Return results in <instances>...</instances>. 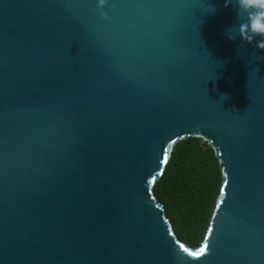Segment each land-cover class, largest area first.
<instances>
[{"label": "water", "instance_id": "95a60500", "mask_svg": "<svg viewBox=\"0 0 264 264\" xmlns=\"http://www.w3.org/2000/svg\"><path fill=\"white\" fill-rule=\"evenodd\" d=\"M238 22L225 0H0V264H264V50ZM188 136L223 174L198 248L154 195Z\"/></svg>", "mask_w": 264, "mask_h": 264}, {"label": "trees", "instance_id": "16d2710c", "mask_svg": "<svg viewBox=\"0 0 264 264\" xmlns=\"http://www.w3.org/2000/svg\"><path fill=\"white\" fill-rule=\"evenodd\" d=\"M223 184L219 161L200 137L178 140L154 195L163 205L177 237L190 247L204 241Z\"/></svg>", "mask_w": 264, "mask_h": 264}, {"label": "clouds", "instance_id": "9594fccd", "mask_svg": "<svg viewBox=\"0 0 264 264\" xmlns=\"http://www.w3.org/2000/svg\"><path fill=\"white\" fill-rule=\"evenodd\" d=\"M229 3L235 4L239 22L226 30L227 38L236 40L239 37L241 47L255 41V48L264 50V0H225V7ZM100 4H103V0H100ZM208 10L214 12L215 8L208 6ZM241 16L243 19H240Z\"/></svg>", "mask_w": 264, "mask_h": 264}, {"label": "snow or ice", "instance_id": "6c2138e0", "mask_svg": "<svg viewBox=\"0 0 264 264\" xmlns=\"http://www.w3.org/2000/svg\"><path fill=\"white\" fill-rule=\"evenodd\" d=\"M203 248H201L199 251H197V252H192L191 253V255H193V256H198L199 254H200V252H203Z\"/></svg>", "mask_w": 264, "mask_h": 264}]
</instances>
